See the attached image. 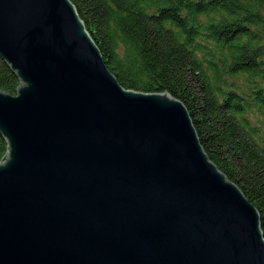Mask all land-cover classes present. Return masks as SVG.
Masks as SVG:
<instances>
[{
    "label": "water",
    "instance_id": "95a60500",
    "mask_svg": "<svg viewBox=\"0 0 264 264\" xmlns=\"http://www.w3.org/2000/svg\"><path fill=\"white\" fill-rule=\"evenodd\" d=\"M0 58V264H264L185 106L125 90L70 0H0Z\"/></svg>",
    "mask_w": 264,
    "mask_h": 264
},
{
    "label": "trees",
    "instance_id": "16d2710c",
    "mask_svg": "<svg viewBox=\"0 0 264 264\" xmlns=\"http://www.w3.org/2000/svg\"><path fill=\"white\" fill-rule=\"evenodd\" d=\"M125 89L186 108L209 161L259 215L264 239V0H70ZM243 80L239 82L238 78ZM20 80L0 58V91ZM8 142L0 133V163Z\"/></svg>",
    "mask_w": 264,
    "mask_h": 264
},
{
    "label": "rangeland",
    "instance_id": "374dc122",
    "mask_svg": "<svg viewBox=\"0 0 264 264\" xmlns=\"http://www.w3.org/2000/svg\"><path fill=\"white\" fill-rule=\"evenodd\" d=\"M238 81L243 82L241 77L238 78ZM16 94L14 96H17ZM247 118L250 119L255 125H257L261 132H264V116L253 110L248 112Z\"/></svg>",
    "mask_w": 264,
    "mask_h": 264
}]
</instances>
